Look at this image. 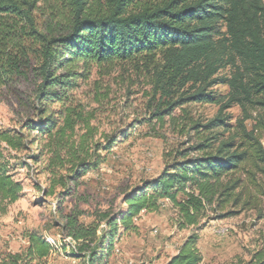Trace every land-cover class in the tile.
<instances>
[{
    "label": "trees",
    "instance_id": "obj_1",
    "mask_svg": "<svg viewBox=\"0 0 264 264\" xmlns=\"http://www.w3.org/2000/svg\"><path fill=\"white\" fill-rule=\"evenodd\" d=\"M40 1L0 0V94L7 90L19 96L27 114L17 127L0 129V212L21 197L18 171L32 167L44 176V186L34 184L43 197L57 191L58 197H67L129 136L127 129L113 135L95 124L108 94H94L88 103L70 94L92 67L142 63L150 94L149 119L140 124H163L174 110L190 104L219 106L213 120L192 130L225 126L222 111L232 105L240 108L244 121L251 117L249 110H264V0H42L46 11ZM38 13L50 24L59 23L58 31L52 25L40 30ZM225 68L228 76H218ZM22 82L33 86L26 98H21ZM218 85L228 87L226 98L211 92ZM239 128L238 138L249 152L234 148L233 139L213 148L207 138L194 148L166 153L156 178L124 194V211L101 215L106 227L100 236L99 224H79L81 214L66 217L63 230L78 247L70 255L85 264H107L119 230L136 232L133 219L142 211L158 212L163 201L175 210L178 230L197 227L211 209L223 211L232 200L236 204L240 180L229 175L248 159L264 164L260 139L243 122ZM26 239L23 254H10L0 264L40 262L54 250L36 234ZM197 242L196 234L188 237L166 264H203ZM245 264H264V254Z\"/></svg>",
    "mask_w": 264,
    "mask_h": 264
},
{
    "label": "rangeland",
    "instance_id": "obj_2",
    "mask_svg": "<svg viewBox=\"0 0 264 264\" xmlns=\"http://www.w3.org/2000/svg\"><path fill=\"white\" fill-rule=\"evenodd\" d=\"M160 1L152 0L154 3ZM38 6L46 11L42 0ZM37 16L40 30L47 32L50 25L55 26V31L60 28L56 21L50 24L52 22L46 17L39 13ZM135 66V63H116L100 69L92 67L88 79L81 82L77 90L71 91L74 98L85 103L94 94H108L107 100L98 106L95 124L100 131L113 135L127 129L129 136L106 154V161L96 172L81 178L67 197H58L59 191L54 196L43 197L34 184L38 182L44 186V176L36 175L32 167L18 171L15 179L23 185L21 197L5 212H0V261L7 260L10 254H23L28 246L26 235L36 234L53 245L54 250L42 261L26 264H85L70 255L77 253L78 247L63 230L66 217L81 214L77 217L79 224H99L97 235L100 236L106 227L101 215L116 216L124 211V194L156 178L164 168L166 153L194 148L207 138L211 139L213 148L219 142L233 139L234 148L249 152L247 144L241 141L243 138H238L239 122H243L247 132H254L264 150V110H249L251 117L244 121L240 108L232 105L222 111L226 116L225 126L192 130L194 124L204 126L213 120L219 106L190 104L183 107L184 110H174L165 117L163 124L155 120L140 124L141 120L149 119L146 102L150 94V77L142 63ZM228 74L229 69L225 68L218 76ZM19 86L23 92L21 98H26L33 89L32 83L22 82ZM211 92L226 98L228 87L218 85ZM18 99L19 96L7 90L1 92L0 129L17 127L27 116ZM197 154L190 151L191 156ZM251 160L241 164L239 171L228 177L240 180L235 191L239 195L236 204L232 200L223 211L211 209L207 219L201 220L197 227L178 230L175 210L169 202L163 201L158 212L142 211L133 219L136 232L119 230L120 238L115 242L107 264H166L194 234L198 236L197 247L203 264H245L255 255L264 254V218L260 217L264 164L257 166Z\"/></svg>",
    "mask_w": 264,
    "mask_h": 264
},
{
    "label": "built area",
    "instance_id": "obj_3",
    "mask_svg": "<svg viewBox=\"0 0 264 264\" xmlns=\"http://www.w3.org/2000/svg\"><path fill=\"white\" fill-rule=\"evenodd\" d=\"M115 251L118 253V250L117 249Z\"/></svg>",
    "mask_w": 264,
    "mask_h": 264
}]
</instances>
